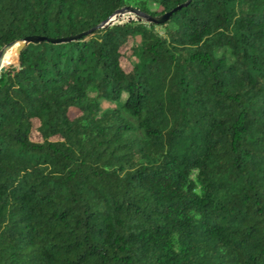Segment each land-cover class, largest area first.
<instances>
[{"label":"trees","instance_id":"trees-1","mask_svg":"<svg viewBox=\"0 0 264 264\" xmlns=\"http://www.w3.org/2000/svg\"><path fill=\"white\" fill-rule=\"evenodd\" d=\"M186 1L0 0V264H264V0L98 28Z\"/></svg>","mask_w":264,"mask_h":264},{"label":"water","instance_id":"water-1","mask_svg":"<svg viewBox=\"0 0 264 264\" xmlns=\"http://www.w3.org/2000/svg\"><path fill=\"white\" fill-rule=\"evenodd\" d=\"M190 0H187L184 4H181L177 7H175L174 9H172L171 11L167 12V13H164L160 16H151L145 12H141L139 10H136V9H133L131 7H124V8H121L119 9L118 11H116V13L111 17L109 18L107 21L101 23L98 28H102L106 25H109L110 24V21L111 19L116 16V17H119V16H123L125 14H133V15H136L138 18L140 19H144L149 25H154V26H161L163 25L164 23H166L170 18L171 16L176 13L177 11H179L181 8L187 6L189 4ZM133 19L132 18H129V22H131ZM38 39L35 38V37H29V38H26L25 40H22V41H16V42H13V43H10L8 45H6L4 48L1 49L0 51V66H1V61L3 59V57L5 56V54L12 48L15 47V51H16V57L14 58V60L12 61L11 64L13 63H16L17 62V58H18V54H19V51L21 49V47L27 43V42H35L37 41ZM8 65V66H10ZM4 70H1L0 69V73L3 72Z\"/></svg>","mask_w":264,"mask_h":264},{"label":"rangeland","instance_id":"rangeland-1","mask_svg":"<svg viewBox=\"0 0 264 264\" xmlns=\"http://www.w3.org/2000/svg\"><path fill=\"white\" fill-rule=\"evenodd\" d=\"M149 8H150L151 11H155V10H156V12L160 11V9L157 8L154 4L150 5ZM129 18L133 19L131 22H142V23H145L146 25H148V23L144 19H140L136 15H133V14H131V15L125 14V15L119 16V17L114 16L111 19L110 24L122 25L124 23H128L129 22ZM156 30L160 31L159 27L156 28ZM137 40H139V39H137ZM130 45L131 44H127L125 49H128L130 47ZM9 51L12 53V59L14 60V58L16 57L15 47L10 49ZM132 60H133V57L129 53H127V55L124 56V58L121 60L122 67L125 70L131 69ZM102 106H103V108L112 107V105L105 104V103ZM32 124H33V127H32V132H31V139L33 141H41V135H40V132H39V123H38V121L34 120L32 122Z\"/></svg>","mask_w":264,"mask_h":264},{"label":"bare ground","instance_id":"bare-ground-1","mask_svg":"<svg viewBox=\"0 0 264 264\" xmlns=\"http://www.w3.org/2000/svg\"><path fill=\"white\" fill-rule=\"evenodd\" d=\"M10 53V51H8L5 56L3 57L2 61H1V66H0V69H2L3 65H4V61H5V58L7 57V55Z\"/></svg>","mask_w":264,"mask_h":264}]
</instances>
